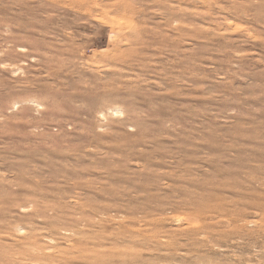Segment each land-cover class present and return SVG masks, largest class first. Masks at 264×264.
Masks as SVG:
<instances>
[{
    "label": "rangeland",
    "instance_id": "rangeland-1",
    "mask_svg": "<svg viewBox=\"0 0 264 264\" xmlns=\"http://www.w3.org/2000/svg\"><path fill=\"white\" fill-rule=\"evenodd\" d=\"M0 264H264V0H0Z\"/></svg>",
    "mask_w": 264,
    "mask_h": 264
}]
</instances>
